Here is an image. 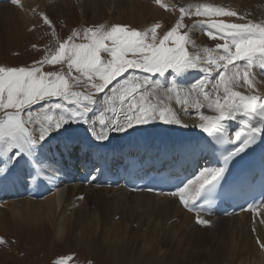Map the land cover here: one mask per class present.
<instances>
[{
    "label": "snow or ice",
    "instance_id": "6c2138e0",
    "mask_svg": "<svg viewBox=\"0 0 264 264\" xmlns=\"http://www.w3.org/2000/svg\"><path fill=\"white\" fill-rule=\"evenodd\" d=\"M10 2L13 5H21V0H10ZM184 11L181 9L182 13ZM201 13L227 17L238 15L234 11H226L222 8L197 6V14ZM41 15L44 24L51 27L52 21L49 17L46 14ZM207 23L210 25L208 35L212 39H216L217 36L224 39L223 44L218 43L215 46L222 52L205 49L207 59L204 63L207 66L200 70L207 74L206 78L192 84L183 98L180 95L182 90L175 81L167 91L176 92L178 103L197 110L206 106L217 113L215 116L202 113L199 115L202 121L199 127L217 145L231 142L224 121L241 119L246 130L235 133V141L239 143L223 155L224 163L228 164L252 146L257 137L264 135V95L251 94L253 84L250 79L254 78L252 69L255 66L264 68V22L226 23L209 20ZM200 25L202 27L203 22H200ZM158 27L160 25L157 24L149 31L141 32L125 25H115L105 30V26L101 25L95 30L91 28L85 30L84 36L88 43L65 41L59 45L53 55H46L32 67L0 66V111H3V117L0 118V155L8 156L9 153L15 152L13 160L21 155L26 156L35 169V175H39L36 169L42 170L43 165L35 160L37 155L35 149L66 125L89 123L87 114L93 110L91 105L96 102L93 96L72 91L71 84L63 73L44 72L42 71L44 64H60L66 60L69 74L74 69L89 81L97 79L100 81L91 85L97 93L103 92L129 69H139L145 73L164 77L169 70L181 75L190 69L198 68L201 58L190 56L185 49V35L177 34L180 24L177 23L157 43ZM102 53L110 56V59H102ZM238 61L244 63H235ZM213 72L218 73V79L213 76ZM73 79L79 81V77ZM209 86L210 90L205 91ZM244 86L248 87L249 94L235 90ZM159 87V80H151L145 76L141 81L135 75L129 76L113 87L106 102L112 106L114 101L119 100L121 115L109 121L108 130L125 132L134 126L155 120L167 124H180V119L171 108H160L147 99ZM220 91L223 92L222 97L218 95ZM50 98H61L76 107L68 108L58 102L50 104L44 109L42 117L40 114L34 116L31 110H27L31 105L39 101H48ZM9 109L12 111H8ZM53 109L60 110L58 117L49 114ZM32 123L38 126V136L35 134V128L28 127ZM99 123L105 125L103 117L100 118ZM88 131L97 141L108 139L103 131L97 133L94 128H89ZM225 171V167L205 168L197 177L198 186L191 192L186 185L172 191L170 195L178 197L179 202L188 211L197 212V223L207 225L210 222L199 215L203 205H197L195 201L203 196L204 204H210L211 197ZM2 242L0 238V243ZM60 264H63V261Z\"/></svg>",
    "mask_w": 264,
    "mask_h": 264
},
{
    "label": "rangeland",
    "instance_id": "374dc122",
    "mask_svg": "<svg viewBox=\"0 0 264 264\" xmlns=\"http://www.w3.org/2000/svg\"><path fill=\"white\" fill-rule=\"evenodd\" d=\"M192 1L198 3L200 6L207 3H214V0ZM93 2H95V0ZM82 3H84V0ZM155 3L156 0L144 2L145 5L150 6H154ZM186 4L187 3L181 5L176 4L177 6L175 5L172 9H166V7H164L162 10L164 16L156 17L151 13H141L140 15L134 13L131 16L126 11L127 4L117 8L104 6L103 8L88 7V9H82L74 5V3L70 5L63 4L62 0H35L33 3H24V9L20 7L19 13L13 19L8 21L0 20V66L32 67L35 62L42 60L46 55H53L59 45L65 41L69 43H88L89 41L85 39L84 36L85 30L89 28L95 30L101 25L105 26V30H109L115 25H125L130 29L144 32L149 31L153 26L158 24L160 25L156 30V42L158 43L163 35L179 23L180 27L177 28V34L185 35L186 51L190 56H200L205 49L210 48L213 50L216 48L215 46L218 42L222 43L224 40L220 38L212 39L200 26L197 27V22H207L209 20L233 22L235 19L237 20L239 18L241 19V23L249 21L257 22V15L249 14L248 16L246 13L247 15L244 14V16H241L237 9L230 10V3L227 4V2L224 1L220 2V7H211L222 8L226 11L227 9L234 12L238 11L236 13H238L239 16L229 17L231 19L233 18V21L228 20L227 16L223 15L209 16L202 13L197 14V7L193 9L187 8ZM238 5L243 9H253L252 6L246 7L243 2L240 1ZM4 6L8 5L4 4ZM181 9L185 11L182 13ZM34 10L38 12V14L39 10L42 12L41 14H46L52 21V26L50 27L44 24L43 17L40 18L38 14H32ZM97 15L100 16L96 18ZM6 22H33V24L31 27L27 28V26L23 24L17 26ZM199 30L206 33L207 36L204 37L201 33L198 34ZM150 35L151 33L149 32V36ZM70 37L71 40H69ZM189 37L195 41L199 39L198 45L202 49L201 52L197 47L193 46L194 43L192 41H188L191 39ZM101 56L102 59H110V56L104 53H102ZM42 71L63 73L65 78L69 80L72 91L82 94H91L95 101L97 100L93 106H91L93 110L88 113H95L88 117V125L100 124V118L103 117V108H107L111 111H113V109H115V111L120 110L119 100L114 101L112 106H109L105 97L101 99L106 88L103 92L99 93L92 88V83H100L98 79L89 81L87 77L80 76L74 69L71 71V74H69L66 60L60 64H44L42 66ZM197 71L202 72L201 70ZM126 74L125 72L121 77H118L117 80L121 79ZM73 77H79V81L77 82ZM114 82L115 81L112 83ZM110 95L111 92L106 94V96ZM57 102L64 105L66 101L61 98H50L48 101H39L31 105L30 109L27 110H31L35 113L36 109H41L43 105L47 103L50 105ZM68 105H70L71 108L76 107L74 104L68 103ZM8 111H12V109ZM2 117L3 111H0V118ZM28 127L33 129V123L28 125ZM75 129L76 128L71 125H66L60 130L63 133L58 132L53 135L55 138L68 136L66 134L77 136L79 133L77 131L74 133L73 131ZM13 154L14 152L11 153L12 156ZM83 193L84 196L82 199L80 196ZM91 193L95 195L98 193L100 194L99 203L95 200H89ZM109 193H112V195L107 197L106 194ZM70 201L74 202L79 210L86 209V211L76 214V208L73 207V205H69L65 211V217L68 216L66 219L68 234L71 235L76 216L80 218L81 222L89 231L83 241L78 239L73 246L68 247L67 243L54 236L52 225L49 223L39 227H29L28 225L27 227L25 225V227L7 233L0 231V238L3 240V242L0 243V264H60L62 257L67 260V262L64 261L63 264H128L129 261L134 259L137 253H140L137 257L141 259V262L151 257V260L146 261V263L194 264L192 257L186 253L187 251L197 256L203 264H224V261H226L225 264H230L229 260L223 259L222 256L232 257L231 254L234 253L243 257L245 256V250H253V252L257 250L259 252L260 249L264 248V222H260L252 216H245L247 219L244 222L241 220L238 227L229 221L231 223V229L230 231H228L229 229H222L221 231L225 232L223 235H220L217 229H215L214 234L211 229L213 221H210V225L208 224V226L205 227L200 228L197 225L200 228V230H198L200 234L199 242L196 246H192V242L182 240L177 247L173 249L169 246L168 235L163 234L161 238L157 240L159 248H155L151 243L154 236L155 220L148 211L136 206L131 197L119 198L112 190L97 189L88 186L69 191L62 202V207H65ZM21 202L22 201H18V203ZM243 218L244 216L242 219ZM219 219H224V225L228 224L225 218ZM251 228L257 229L258 231L255 237L252 236L253 232H251ZM179 232L191 239H193L195 234L194 230L188 231L189 233L183 231ZM103 233L108 234L109 237H113L114 233L116 234L117 237L114 240L115 251H109L105 243L96 245L99 241V236ZM245 236H248V239L251 237L253 238V245L246 243ZM89 240H91L92 246L86 247L85 245L90 243ZM212 240L215 241L214 249L219 256L216 255L212 261H209L207 255L209 253V246L214 245ZM121 250H123L124 259L121 263H117L115 257ZM251 254L252 252H248L247 256H249V258H246L244 264H252L253 258ZM233 264H237V262L234 261ZM261 264H264V262L262 261Z\"/></svg>",
    "mask_w": 264,
    "mask_h": 264
},
{
    "label": "bare ground",
    "instance_id": "6f19581e",
    "mask_svg": "<svg viewBox=\"0 0 264 264\" xmlns=\"http://www.w3.org/2000/svg\"><path fill=\"white\" fill-rule=\"evenodd\" d=\"M24 3H33L35 0H21ZM63 4H73L81 7L82 9H88V7H104L109 6L110 8H117L119 6H125L127 4L126 11L129 15H133L134 13L140 15L141 13H151L153 16L156 17H163V8L166 7V9H172L176 4H183L187 3L188 7L194 8L197 6H200L198 3L193 2L192 0H159L154 6L145 5L144 2H149L150 0H84V3H82L83 0H62ZM123 1V2H122ZM227 2L230 3V10L237 9L241 16L244 14H253L257 15L256 20L257 22H264V0H214V3H207L202 6H214V7H220V2ZM243 2V4L246 7L252 6V10L243 9L238 5V2ZM9 5L4 6L2 5V1L0 2V20L8 21L13 19L20 11L21 6L13 5L10 0H8ZM177 6V5H176ZM17 7V9L15 8ZM108 7V8H109ZM40 8V7H39ZM107 8V7H106ZM165 9V10H166ZM41 10V9H40ZM39 10V14L42 12ZM228 10V9H227ZM235 11V12H238ZM23 13V12H22ZM21 14V13H20ZM238 14V13H237ZM246 14V15H247ZM245 15V16H246ZM100 15H97L99 17ZM239 16V15H238ZM36 17V16H35ZM37 18V17H36ZM228 20L233 21L231 18L227 17ZM239 18V17H237ZM38 19V18H37ZM239 19H235L233 22H226V23H241ZM247 21V20H246ZM256 22V23H257ZM8 24L13 25H26L27 28L31 27L33 22H6ZM247 23V22H246ZM34 28V27H33ZM199 34V31H198ZM191 38V37H189ZM188 41H192L194 43V47H197L199 51L201 52L202 49L198 45V40H193L192 38ZM198 51V52H199ZM218 51V50H217ZM205 52V50L203 51ZM202 52V53H203ZM216 52V51H215ZM201 61H205L207 59V55L201 56ZM199 61V65L203 68L207 65H203ZM235 63L243 64V61H238ZM197 70L200 69H190L187 72H185V77L183 80H185V83L179 82L177 85L179 89H181V98H183V95L185 92H187L191 85L196 83L199 80H203L206 78V73L198 72ZM222 71V69L220 70ZM254 78L252 79L253 87L251 89V94L256 95H264V68H261L259 66H255L252 69ZM135 75L140 78L142 81L145 75L151 79H156L155 76H152L151 74H144L138 69L136 70H130L127 72L126 75L123 76L119 81L116 83L110 84L106 90L105 93L102 95L101 99L105 97V100L109 96H106V94H109L111 92V89L113 87H116L119 83L123 82L125 78L127 79L129 76ZM172 75V76H171ZM213 76L218 79V73L213 72ZM177 75L175 73L165 74L164 77L157 76V80L160 81V87L155 90V92L148 96V100L151 101V103L157 105L160 108L169 107L176 113L177 118L180 119V124H167L163 123L159 120L151 121L148 124L144 125H137L133 128L128 129L125 132H112L109 131V121L119 118L121 115L120 110L118 111H111L107 108H103V119L105 121V125L101 124H82V123H75V124H69L76 128L73 132L77 131L79 135L74 136L73 134L68 136H62L55 138L54 135L48 138L46 142H44L42 145H40L37 149H35L37 155L35 156V160L39 163H42L43 169L37 168L38 170L46 173L51 174L52 179L46 178V180H40V175H35V169L33 168L32 163L29 161V159L21 155L19 157H16L15 160H13V157L15 156V152L13 156L11 153H9L8 156L0 155V172L2 174V182L0 184V197L2 198L0 201V231L3 232H11L12 230H17L21 227H25V225L29 227H39L46 223H49L52 225L54 236H56L58 239L64 241L67 243L68 247L73 246L74 243L78 239L84 240V238L88 235L89 231L85 227V225L81 222L80 218L78 216L74 219V224L72 227L71 235L68 234L67 230V223L66 219L68 216L65 217V211L66 208L69 205H73V207L76 208V214L82 213L83 211H86V209L79 210L78 206L75 205L74 202L70 201L65 207H62V202L64 201V198L67 196L69 191H74L76 188L81 187H94L97 189H106V190H112L114 191L119 198L121 197H131L133 200V203L143 208L144 210L148 211L151 215V217L155 220V227H154V236L152 238L151 243L155 248L158 247L157 240L161 238V235L166 234L168 235V242L169 246L171 248H176L180 241L187 240L189 242H192V246H196V244L199 242V231L200 228L197 226V224L194 222L195 216L190 215L189 213L185 212L178 204L176 197H156L150 194H144V193H127L121 185H117L115 188H99L97 185L93 183V176H96L99 174L100 169H107L109 165L104 164L103 162H100L98 166L96 167H88L86 168V165L84 164L83 156L81 155L83 150L87 145H91L90 143H94L95 146L98 147H105L109 149V151L117 150L122 146L129 147L130 149L136 148L137 144H141V146H145L147 142H143L140 139V133H147L149 135V142L157 145H175V144H181L183 152H186L188 150L198 149L201 151L202 147H209L210 144L214 145V142L211 137L208 136L207 133L203 132L202 129L199 127V125L202 123V121L199 119V115L202 113L204 115L209 116H215L217 113L209 110L206 106L197 110L193 107L186 106L182 103L177 102V94L176 92H168L167 89L172 86L173 82L177 83V79H175ZM115 84V85H114ZM241 84H243V81H241ZM114 85V86H113ZM210 86L205 89V91H209ZM235 90L240 91L244 94H249V89L247 86L236 88ZM151 91V89H149ZM215 95V94H214ZM221 97L223 96V92L220 91L218 93ZM202 99V97H201ZM97 101V100H96ZM93 106V105H91ZM49 105L45 104L42 106L41 109H36L34 116L36 114H40V116H43L44 109L48 108ZM65 107L71 108L70 105L65 104ZM95 111V109H94ZM50 115H54V117H58L60 114V110L53 109L51 112H49ZM95 114L92 112L89 116H92ZM227 129H228V136L231 139L235 134H232V131L236 129V127L240 124H242L241 119L237 118L236 120H226L224 121ZM34 128L36 129V135L38 136V126L36 123H33ZM187 125V126H185ZM89 128H94L97 133H100L103 131L105 135H107L108 139L103 141H97L95 137L91 134V132L88 131ZM190 131H196L201 132V135H204L206 137V140H197L195 136H188L191 134ZM61 132V131H60ZM63 133V132H61ZM56 134V133H53ZM65 134V133H64ZM61 138V140H60ZM189 139V142H186V139ZM76 141L80 143V147L78 149V152H80L79 159L82 166L77 167V165L73 162L75 161V156H68L64 155L62 153V149H65L71 144L72 141ZM64 145H68L67 147H63ZM187 145V148L185 146ZM158 146H151L149 148L150 153H154ZM70 150V149H66ZM91 153L93 155H97L99 152L98 150H91ZM67 160V161H66ZM69 162V163H68ZM92 164V163H91ZM143 164V163H141ZM83 169V170H82ZM205 168H201L198 170V175L196 178L191 181L194 183H189V191L191 192L193 188L198 186L199 181H197V177L200 176L201 171H203ZM61 171L69 172V174L66 177H63L60 175ZM110 173H112L111 170H109ZM89 173H92V175L89 177V184L86 185L80 179H86L87 175ZM32 177V178H30ZM73 179V184L69 185L65 189H61V186H65L64 180ZM112 193L106 194L107 197L111 196ZM84 193L80 196V198L83 199ZM99 197V198H98ZM89 200H95L97 203L100 202V194H93L91 193L89 196ZM18 201H22L21 203H18ZM91 211L90 209H88ZM93 212V211H92ZM244 218L242 219V217ZM245 216H252L253 218L257 219L260 222H264V204L254 210L253 213H242L239 216L236 217H230L225 218L228 222V224H223L224 219H219L218 217H210L207 219V221H213L211 229L213 230L215 234V229L218 230L220 235H223L225 232L221 231L222 229H231V221L236 227H238L239 223L244 222L247 218ZM220 220V221H219ZM216 222V223H215ZM215 223V225H214ZM27 226V227H28ZM233 228V227H232ZM195 231L193 239L187 238L186 235L180 234L179 231H183L186 233H189L188 231ZM227 231V232H228ZM18 232V231H15ZM226 232V233H227ZM251 232H253V237L256 236L258 233L257 229L251 228ZM116 234H113V237H109L108 234L103 233L99 236V241L96 245H99L100 243H105L107 245V249L109 251H115L114 246V240L116 238ZM90 243L86 244V247H91L92 242L89 240ZM245 241L247 244L253 245V238L251 237L248 239V236H245ZM211 242V241H210ZM212 243L214 245H210L208 248V255L207 259L209 261H212L214 259V256H219L217 252H215V241L212 240ZM197 251V250H196ZM187 251L186 253L189 254L194 264H203L200 259L197 258L194 254H190V252ZM248 252H252V264H261L262 261L264 262V248L260 249V253L256 250L253 252V250H245L244 254L245 256L241 257L237 254H231L232 257L228 256H222L223 259L229 260L230 264H233L234 261L237 262V264H244L246 261V258H249L247 256ZM140 253H137V255ZM137 255L134 257L133 260L129 261L128 264H152V263H146V261L151 260V257L146 258L141 262V259L137 257ZM21 256V255H20ZM221 257V256H220ZM221 257V258H222ZM229 259H228V258ZM117 263H121L124 259V253L123 250L115 257ZM161 261V260H160ZM226 261H224V264Z\"/></svg>",
    "mask_w": 264,
    "mask_h": 264
}]
</instances>
